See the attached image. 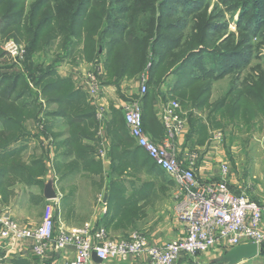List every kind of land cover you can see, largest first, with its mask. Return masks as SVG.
I'll list each match as a JSON object with an SVG mask.
<instances>
[{
	"label": "trees",
	"instance_id": "16d2710c",
	"mask_svg": "<svg viewBox=\"0 0 264 264\" xmlns=\"http://www.w3.org/2000/svg\"><path fill=\"white\" fill-rule=\"evenodd\" d=\"M221 3L229 12L239 9L237 37L229 34L222 41L217 35L226 29L225 23L220 22L224 14L208 13L205 0H0V43L25 45L23 60L19 62L21 70L4 61L5 53L0 47L2 198L6 199L8 186L39 183L35 179L49 155L41 138H51L55 148L56 136L51 131L57 121L64 120L71 128L72 145H77L80 138L93 137L90 129L96 128L95 109L68 78L58 75V66L65 62L101 63V85L117 84L146 73V93L142 98L144 131V99L174 76L168 91L171 97L180 99L182 108L190 107L186 114L196 146L204 144L208 129L225 122L235 123L236 127L249 126L257 116L264 115V70L259 68L258 76L244 77L238 84L233 80L221 98L210 100L213 81L233 75L249 64V39L256 37L264 45V0ZM55 41L63 51L61 56L48 65L33 64V55L54 53L51 46ZM201 55L211 59L210 67L205 66ZM29 122L32 136L41 140L42 152L26 165L22 161L25 146L8 148L28 143ZM106 131L112 148L113 142L131 145L118 112H113ZM91 164L88 162L86 168L90 169Z\"/></svg>",
	"mask_w": 264,
	"mask_h": 264
},
{
	"label": "crops",
	"instance_id": "0c3cea01",
	"mask_svg": "<svg viewBox=\"0 0 264 264\" xmlns=\"http://www.w3.org/2000/svg\"><path fill=\"white\" fill-rule=\"evenodd\" d=\"M76 63L60 64L57 73L62 78H68L75 90L78 89L85 94L87 103L95 109V112L97 107L102 108L105 114L104 120L99 123L95 116L96 128L90 129L93 137L80 138L77 145L71 143V128L64 120L57 121L51 131L56 136L55 151L50 162H48L49 156L42 161V171L35 179L39 183L27 186L16 183L8 186L5 189V200L0 194V208L19 224L29 227L38 226L48 213L54 221L55 232L81 228L85 223H91L96 227H103L108 236L114 239L126 238L132 231L141 230L155 244L163 245L177 240L181 236V226L174 210L173 181L134 143L125 123L124 129L131 144L129 146L113 142L112 148L106 131V125L111 121L113 112H118L123 117V106L137 98L141 74L121 80L117 84L102 85L99 100L96 104H92L79 78L76 77L80 76L89 64L85 61ZM60 67H63L67 74H61L58 70ZM168 85L169 80L166 79L143 101L145 131L147 137L156 144L164 142L165 132L158 118V112L170 99ZM184 117L186 123L183 133L171 141L178 162L182 167L193 164L199 182L209 183L219 180L220 165L226 164L225 161L228 163L226 156L215 142H204L202 146L197 147L194 134H190L191 126L187 114H184ZM28 125L30 132L28 143H17L8 148L11 150L19 145L25 146L22 161L26 165L30 163L32 157H39L42 152L39 147L41 140L32 136L34 132L30 127L31 122ZM103 137L107 140V154L101 157L99 152L102 149ZM110 149L113 151L110 152ZM90 161L93 165H89L91 167L88 169L86 164ZM225 182L232 193L234 187L241 188L235 182L234 174L230 169ZM51 195L58 198L54 206L50 202ZM257 197L251 201L264 206V195L257 194ZM33 202L39 204L38 209L33 210L35 204ZM227 253L218 248L204 255L184 256L176 264H224ZM63 257V262H67L72 259L73 251L68 250ZM52 259L59 261L60 258L51 255L49 262ZM93 262L94 264H148L145 256L129 257L125 260L115 259L107 263H100L93 258ZM243 262L245 261L241 263ZM0 264H37L31 252V242L4 243L0 240Z\"/></svg>",
	"mask_w": 264,
	"mask_h": 264
},
{
	"label": "built area",
	"instance_id": "2783aa9c",
	"mask_svg": "<svg viewBox=\"0 0 264 264\" xmlns=\"http://www.w3.org/2000/svg\"><path fill=\"white\" fill-rule=\"evenodd\" d=\"M2 47L13 62L23 60V46L7 41ZM101 76V63L89 64L80 76H76L92 104H96L100 97ZM147 80L146 73L140 76L139 94L123 106V120L134 143L174 183V210L181 226L180 238L163 245L152 243L140 232L114 239L108 236L103 227L91 223H85L81 228L55 232L54 221L48 213L38 226L29 227L19 224L0 210L1 241L31 242V252L37 264H94L93 258L107 263L141 256L147 258L148 264H176L184 256L204 255L218 248L229 252L243 245H255L257 255L264 253V206L244 196H236L228 189L225 182L228 165H220L219 180L202 183L196 177L193 164L182 167L178 162L171 141L183 133L186 121L177 102L168 101L158 112L165 132L163 144H156L147 137L142 120V98L146 93ZM95 116L101 123L105 118L104 110L97 107ZM213 137L216 143L223 139L221 133H214ZM44 141L50 162L53 142L51 138ZM101 145L99 155L104 157L107 154V140L104 137ZM57 200L56 196L50 199L52 206L57 204ZM70 249L73 251L72 259L63 262V255ZM51 255L59 256V261L52 259L49 262Z\"/></svg>",
	"mask_w": 264,
	"mask_h": 264
},
{
	"label": "rangeland",
	"instance_id": "374dc122",
	"mask_svg": "<svg viewBox=\"0 0 264 264\" xmlns=\"http://www.w3.org/2000/svg\"><path fill=\"white\" fill-rule=\"evenodd\" d=\"M205 1L208 5V13L211 12L214 14H219L220 12H223L224 14V18L220 22L225 23L226 26H224V28L226 29L220 31V33L217 35V37L220 36V41L224 40L227 36H229V34L237 37L238 32L236 28V22L238 20L239 9L229 12L227 10L228 7L224 6L221 3L222 0ZM4 43H0V47L2 48V50V45ZM249 44L251 46V60L249 64L233 75L224 76L222 79L213 81L210 84L211 101H215L216 99L221 98L227 92L229 87H231V85L233 84V80L236 82V84H238L244 79V77L251 75L258 76V68L260 70H264V45L256 37H252L251 39H249ZM20 45L23 47L25 46L24 44ZM57 46L58 43L57 41H55L51 46L52 51H54V53L52 52L51 55H46L43 52L33 55V64L48 65L53 63L56 60V57L61 56L63 52L60 48L58 49ZM5 57L6 59H4V61L6 63H12L15 67H18V69L21 70V64L19 62H21L22 60L15 63L6 55ZM201 57H205L203 61L205 66L210 67L211 65L209 61L211 59H209L206 55H201ZM2 62L3 61L1 60L0 64H2ZM58 70L61 72V74H67L66 70L63 67H60V69ZM174 79V76L168 78L169 87L172 86ZM249 82L253 83L254 80H250ZM168 97H170L169 101H175L179 104L180 112L184 117V114L186 115L187 109L190 107H187L186 109L182 108V106L180 105V99L171 97L170 95H168ZM51 109H53V107ZM234 124L235 123L225 122L224 125L218 128L208 129L205 143L215 142L213 137L214 133H221L223 139L218 142V144L220 147V151L223 152V154L226 156V159L228 160V163L226 161L224 163L228 164L229 169L232 170V173L234 174L235 182H237L241 187L240 189L234 187V189H232L233 193L244 196L251 201L255 200V198H258L257 194L264 195V115L257 116V118L252 121L249 126H244L242 124L243 126L236 127ZM44 140L45 139L42 140L43 144L45 143ZM38 205V203L33 204V210L38 209ZM0 210L3 209L0 208ZM132 232H140L146 236L145 232L141 230H134ZM224 261V264H229L227 259H225ZM238 264H264V256L257 255L256 258L252 260H248L243 263L240 262Z\"/></svg>",
	"mask_w": 264,
	"mask_h": 264
},
{
	"label": "water",
	"instance_id": "95a60500",
	"mask_svg": "<svg viewBox=\"0 0 264 264\" xmlns=\"http://www.w3.org/2000/svg\"><path fill=\"white\" fill-rule=\"evenodd\" d=\"M54 196L51 195L50 198ZM227 260L229 264H238L242 261H248L257 256V249L255 245H243L234 250L229 251ZM98 261V260H97ZM99 262V261H98Z\"/></svg>",
	"mask_w": 264,
	"mask_h": 264
}]
</instances>
